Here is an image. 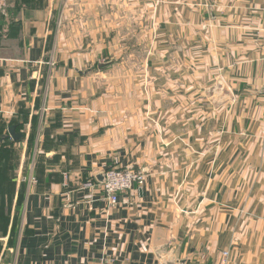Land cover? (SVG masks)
Segmentation results:
<instances>
[{
  "label": "crops",
  "instance_id": "obj_1",
  "mask_svg": "<svg viewBox=\"0 0 264 264\" xmlns=\"http://www.w3.org/2000/svg\"><path fill=\"white\" fill-rule=\"evenodd\" d=\"M133 27L140 74L98 70ZM218 80L232 99L215 108ZM111 168L146 175L114 208ZM226 250L264 264V0H0V264Z\"/></svg>",
  "mask_w": 264,
  "mask_h": 264
},
{
  "label": "built area",
  "instance_id": "obj_2",
  "mask_svg": "<svg viewBox=\"0 0 264 264\" xmlns=\"http://www.w3.org/2000/svg\"><path fill=\"white\" fill-rule=\"evenodd\" d=\"M146 182V175L143 171L134 170L133 168L116 169L111 168L104 173V183L98 188L101 199L104 200L108 208H114L119 204V197L135 191H140ZM97 187L95 183L88 182L84 184L83 190L92 191ZM88 199L92 197L88 196ZM229 251L226 250L221 253L219 262L217 264H228ZM112 262L107 259H102L98 264H111Z\"/></svg>",
  "mask_w": 264,
  "mask_h": 264
},
{
  "label": "rangeland",
  "instance_id": "obj_3",
  "mask_svg": "<svg viewBox=\"0 0 264 264\" xmlns=\"http://www.w3.org/2000/svg\"><path fill=\"white\" fill-rule=\"evenodd\" d=\"M134 27L127 31L124 29L117 32V38L124 41H119L118 46H107L102 48L103 62L100 63H108L110 60H114L117 63L113 62V66L116 65L117 67L115 68H117L118 71L125 72L128 70L132 72H130V74H140L143 64V56L146 54L147 50L146 47L142 46V40L146 37H142L140 31L137 32ZM125 40H129L130 45H125ZM94 68L96 69V66L91 70Z\"/></svg>",
  "mask_w": 264,
  "mask_h": 264
},
{
  "label": "water",
  "instance_id": "obj_4",
  "mask_svg": "<svg viewBox=\"0 0 264 264\" xmlns=\"http://www.w3.org/2000/svg\"><path fill=\"white\" fill-rule=\"evenodd\" d=\"M111 63H98L97 69L102 70L105 69L107 66H109ZM207 97L209 98L210 102L213 104L215 108L219 107L220 105L224 104L227 101H230L232 99L230 93L228 90H226L225 86L223 85V82L221 80H218L216 84L207 92ZM8 136L16 141L22 137L21 134H17L15 131V127L11 126L7 129ZM101 184L104 183V175L102 178ZM167 264V263H165ZM182 264V263H180Z\"/></svg>",
  "mask_w": 264,
  "mask_h": 264
},
{
  "label": "trees",
  "instance_id": "obj_5",
  "mask_svg": "<svg viewBox=\"0 0 264 264\" xmlns=\"http://www.w3.org/2000/svg\"><path fill=\"white\" fill-rule=\"evenodd\" d=\"M13 127H15V131L17 130L18 126L17 125H14Z\"/></svg>",
  "mask_w": 264,
  "mask_h": 264
}]
</instances>
